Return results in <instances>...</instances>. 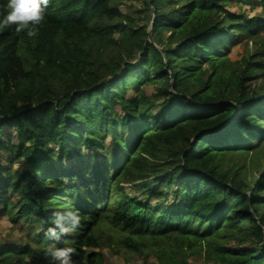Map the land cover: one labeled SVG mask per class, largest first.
<instances>
[{
	"label": "trees",
	"instance_id": "1",
	"mask_svg": "<svg viewBox=\"0 0 264 264\" xmlns=\"http://www.w3.org/2000/svg\"><path fill=\"white\" fill-rule=\"evenodd\" d=\"M143 1L146 16L123 0H50L37 36L0 32L1 214L28 225L0 264H51L52 247L105 264L106 243L142 264L201 251L264 264V46L229 58L242 32L260 36L264 0ZM247 3L262 13L228 8ZM68 202L80 228L47 238Z\"/></svg>",
	"mask_w": 264,
	"mask_h": 264
},
{
	"label": "rangeland",
	"instance_id": "2",
	"mask_svg": "<svg viewBox=\"0 0 264 264\" xmlns=\"http://www.w3.org/2000/svg\"><path fill=\"white\" fill-rule=\"evenodd\" d=\"M228 8L236 12L237 14H241V12H244L248 18H256L258 15H260L262 12L261 6H258L257 4L252 7L250 4H242V6H234L229 4ZM122 11L126 12L128 10L133 11L134 13H140L143 16L148 15V12L146 10V5L143 0H123V3L121 4ZM246 24V21L241 19V23ZM260 36L255 39H250L247 36L244 35L242 32V35L236 39V42L230 47V53L229 58L232 61H239L242 60L244 57L248 58L249 54L256 51L258 47L264 46V29L259 31ZM252 40H255L252 41ZM253 54V53H252ZM258 60H262L264 62V57L259 58ZM207 68V66H205ZM261 74V73H260ZM263 80L262 75L252 76L249 79H247L246 86L249 88H257ZM147 91L149 88H145ZM151 89V88H150ZM131 95H135V92L130 93ZM12 132V135L15 133L14 129H10ZM13 143H17V137L13 136L12 138ZM236 155V154H235ZM6 158H9V152L8 151H2L0 150V171L5 172V169L10 167L9 162L6 161ZM241 156L237 155L234 160L240 159ZM229 161V160H227ZM232 163V162H231ZM230 163V164H231ZM67 164L68 161H67ZM23 165L19 162H14L12 167L13 168H21ZM6 175L3 174V177ZM127 191L129 193H138L140 191L133 189L129 184L126 185ZM173 199L169 197L168 201H172ZM153 203L156 201L153 200ZM2 206L0 205V245L4 243H13V242H24L23 239H26L27 236V227L28 225L24 223L23 221H19L15 224L11 221V218L9 215H3L1 214ZM103 232L106 234H116L117 231L109 226V225H103ZM102 252L105 256V264H142V259H136V260H130L129 253L125 249H120L119 253L112 250V247H109L106 243L104 247L102 248ZM190 262L192 264H216L215 261L208 259L204 251H201L200 253H195L190 257Z\"/></svg>",
	"mask_w": 264,
	"mask_h": 264
},
{
	"label": "clouds",
	"instance_id": "3",
	"mask_svg": "<svg viewBox=\"0 0 264 264\" xmlns=\"http://www.w3.org/2000/svg\"><path fill=\"white\" fill-rule=\"evenodd\" d=\"M50 0H7L6 14L0 16V32L15 26V31H26L29 37H35L39 33V26L46 18V10ZM71 202L66 205L67 210H56L52 214V227H49L45 236L59 241L62 236L74 234L81 226V218L76 211L70 209ZM71 247H52L48 249L52 257L51 264H73Z\"/></svg>",
	"mask_w": 264,
	"mask_h": 264
},
{
	"label": "water",
	"instance_id": "4",
	"mask_svg": "<svg viewBox=\"0 0 264 264\" xmlns=\"http://www.w3.org/2000/svg\"><path fill=\"white\" fill-rule=\"evenodd\" d=\"M151 29H152V24L150 25V27H149V39H151Z\"/></svg>",
	"mask_w": 264,
	"mask_h": 264
}]
</instances>
